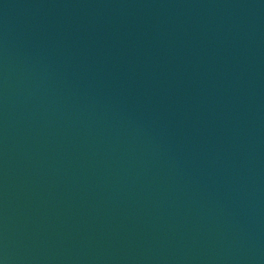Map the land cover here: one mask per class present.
I'll list each match as a JSON object with an SVG mask.
<instances>
[{
	"label": "water",
	"instance_id": "1",
	"mask_svg": "<svg viewBox=\"0 0 264 264\" xmlns=\"http://www.w3.org/2000/svg\"><path fill=\"white\" fill-rule=\"evenodd\" d=\"M0 264H264V0H0Z\"/></svg>",
	"mask_w": 264,
	"mask_h": 264
}]
</instances>
